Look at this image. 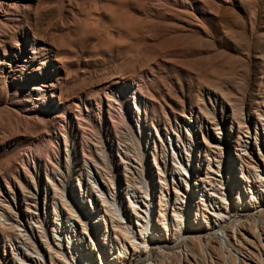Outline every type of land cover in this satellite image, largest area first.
I'll return each mask as SVG.
<instances>
[{
  "label": "rangeland",
  "instance_id": "rangeland-1",
  "mask_svg": "<svg viewBox=\"0 0 264 264\" xmlns=\"http://www.w3.org/2000/svg\"><path fill=\"white\" fill-rule=\"evenodd\" d=\"M263 160L264 0H0V231L22 236L12 241L25 264L45 251L41 232L69 254L67 211L99 223L97 186L124 214L128 187L148 200L167 245L181 195L188 213L205 195L224 212L240 199L242 217ZM5 239L0 264H19Z\"/></svg>",
  "mask_w": 264,
  "mask_h": 264
},
{
  "label": "bare ground",
  "instance_id": "bare-ground-1",
  "mask_svg": "<svg viewBox=\"0 0 264 264\" xmlns=\"http://www.w3.org/2000/svg\"><path fill=\"white\" fill-rule=\"evenodd\" d=\"M187 173L190 175H188L189 181L186 180L185 183L186 191L193 189L195 181H197L196 176L194 177V175L188 171ZM259 181L260 188H258L260 191L258 190V195L253 196L252 194V196L248 198V204L243 206V210L246 211V213L244 216L239 217L233 215L232 212L235 208L240 206V199L235 200L234 203L231 201V203L228 202L227 209H230V211L224 212V209L221 210L223 207L219 210L213 208V202H211L210 195H205L207 207L204 206L202 203V200L204 201V196L202 194L203 181L200 180L198 185L200 198L196 203L197 205H203L200 210L201 212L197 209V213V210L195 211L192 208L194 211L191 210V213H188V198L185 195L180 196L181 204L184 207V213L182 212L179 214L174 210L172 211L171 215L174 219L173 221H175V226H173L174 228L172 231L174 233L177 231V234H174L177 238L173 244L169 245L160 241V231L151 227V203L148 200L145 201V206L142 207L134 198L128 195V192H130V187H128L126 191V213L124 214V210H121L112 203L110 204L113 206H106V204L109 205V202L103 196L100 187L97 186V189L95 190L93 188V190L99 193L96 196L100 200V205H103L104 207V213L99 216V223L95 226L88 225L87 223L84 224L77 215L70 212V210L67 211L65 217V222H67V224L65 225L66 227L62 235L67 239L66 246L68 247L69 254L57 251V249L50 244L52 243V240L45 241V239H41L46 236L41 232L39 248L41 247L44 249L45 247L46 249L45 251H38V248L35 249L37 251H34L32 254L30 253L28 256V259L31 260V262H27V264H34V262L40 264H58L57 261H61L63 264H192L191 259L194 261L193 264H201L202 262L200 261L204 262V258L211 257L213 253L222 257V264H264V179H259ZM95 184L96 182L92 185ZM175 191L178 192L179 190L175 189ZM147 192L146 196L149 195ZM221 201H223L222 198ZM159 203L160 202H158L157 219L161 220L163 211L161 208L162 206H160ZM210 213L212 217L209 216ZM195 215H198V217H195ZM184 216H187V218L184 219ZM195 218L199 219L197 220L198 226L194 224L196 223ZM200 221H202V224L206 225V229L199 228ZM133 224L134 226L135 224L137 226L134 227V229L132 226ZM109 227L112 232L110 237L109 234L106 233V229L108 228L109 230ZM68 229L71 232L70 234L76 237L73 239L74 241L72 243H69L68 240ZM247 231L250 236L254 235L253 238L245 233ZM0 233L6 237L3 245V254L5 255V251L7 250L8 252L10 251L9 253H11L14 258H16L14 256L16 253V249L14 248L16 247H14L15 244L12 239H14V237L18 238L19 236H22L17 234L16 229L13 227H10L6 232L1 230ZM100 233L102 234L103 240L98 239V234L100 235ZM52 234L55 235L54 232H52ZM106 235L107 238H109L108 243H105ZM9 236L13 237L10 238V241ZM165 236L166 235H164V237ZM22 239L23 240L21 241L20 239V241L25 245L28 241L26 236L23 235ZM28 239L30 240L31 238L28 236ZM114 245H116V247H114ZM74 246L77 250L76 254L73 252ZM80 247L82 248L81 253L79 252ZM258 249H260V251ZM45 252H47V254ZM95 252L98 254L96 255L98 258L97 260H94V258H96L94 256ZM16 254L19 264H25V259L18 257V253ZM196 260L200 261L198 262Z\"/></svg>",
  "mask_w": 264,
  "mask_h": 264
}]
</instances>
